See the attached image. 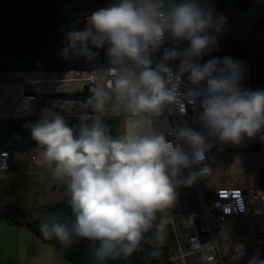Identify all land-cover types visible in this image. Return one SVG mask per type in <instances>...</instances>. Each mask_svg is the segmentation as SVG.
Here are the masks:
<instances>
[{
    "label": "clouds",
    "instance_id": "obj_1",
    "mask_svg": "<svg viewBox=\"0 0 264 264\" xmlns=\"http://www.w3.org/2000/svg\"><path fill=\"white\" fill-rule=\"evenodd\" d=\"M225 23L210 0H111L65 33L60 57L93 71L77 112L45 108L25 125L37 168L66 189V210L39 217L45 240L86 241L91 264L145 248L158 258L179 190L212 175L213 148L264 143V89L242 87L244 63H200ZM189 107L198 127L183 119ZM248 264L264 260L256 253Z\"/></svg>",
    "mask_w": 264,
    "mask_h": 264
},
{
    "label": "trees",
    "instance_id": "obj_2",
    "mask_svg": "<svg viewBox=\"0 0 264 264\" xmlns=\"http://www.w3.org/2000/svg\"><path fill=\"white\" fill-rule=\"evenodd\" d=\"M217 15L226 12L227 0H210ZM241 8L251 6L252 0H237ZM82 15L80 0H0V73H55L69 70H91L93 65L87 64L83 58H73L71 61L63 60L60 52L65 46V33L72 27L83 29L78 20ZM171 47L172 45L167 44ZM182 42L180 47H186ZM213 57H230L250 65L251 90L264 89V49L258 42L248 39L236 38L230 34L221 33L216 50L205 55L200 63ZM98 61L106 62L104 50H101ZM179 63V61H174ZM16 85L4 88L8 93L1 95H26L24 87ZM247 82L243 85L246 86ZM28 95H35L28 91ZM38 118L14 119L0 121V151H7L10 155L12 170L20 169L15 157L28 151L35 142L32 141L30 131L25 125ZM194 127L193 117L184 118ZM69 123H75L69 119ZM114 134L118 121H111ZM252 151H264V144L257 139L251 146ZM260 188H264L261 182ZM64 199L55 206L41 209L37 214L17 204L7 203L0 207V221L8 220L12 225L24 227L33 232L37 238L51 245L67 260L74 264H91L92 258L83 248V243L63 248L58 241L45 240L39 231V217L45 213L64 211L67 208L66 189H63ZM212 194H207L210 199ZM201 206L194 185L179 190L178 202L171 210L173 215L197 214ZM167 230V229H166ZM161 255L153 258L149 250L134 253L128 260L109 261V264H174L173 251L168 235ZM239 264H248L243 261Z\"/></svg>",
    "mask_w": 264,
    "mask_h": 264
},
{
    "label": "rangeland",
    "instance_id": "obj_3",
    "mask_svg": "<svg viewBox=\"0 0 264 264\" xmlns=\"http://www.w3.org/2000/svg\"><path fill=\"white\" fill-rule=\"evenodd\" d=\"M80 1L81 12L86 13V15L107 6L111 2V0ZM226 18L222 32L241 37L253 35L259 22L263 23L261 29L264 28V0H252L251 6L245 9L240 7L237 0H227ZM248 40L258 42L260 47L264 49V31L256 39L251 38ZM248 67L249 69L245 73L246 78H249L250 75V65ZM35 74L19 73L13 75V79L10 78L9 74H0V97L13 98V95L1 94L9 92L4 88L20 82V86L25 89V94L28 95V91L35 93V97L32 99L35 100L38 108L44 109L45 100L50 97L49 93H53V90L64 89V87L62 83H51V85L47 83L41 87V91L37 90L38 87L32 83ZM48 80H50L49 77ZM6 120L14 119H0V121ZM194 127H198V125L195 123ZM256 140H245L241 145H225L222 151L218 150L221 147L220 145L213 148L209 154L213 157L210 161L213 167L212 176L202 183L205 194L221 187H238L243 190L260 187L261 182H264V151L251 150V146ZM64 188L65 186L52 181L43 170L38 168L0 171V207L7 203L17 204L36 215L39 210L55 206L61 202L65 196ZM176 224L179 226L183 238H185L188 233L182 229V221L179 220ZM232 233L234 240H236L235 245H232L226 227L223 226L219 231V239L226 264H239L244 260L248 262L255 250L252 247L248 248L246 252L244 251L238 257V252L242 251L243 247L241 242L237 241L235 232L232 231ZM168 238L173 251L174 264H183L180 258H176L179 255V249L173 236L169 234ZM82 243L83 248L87 251V242ZM0 264L74 263L67 260L51 245L38 239L27 228L12 225L8 220H2L0 221ZM187 264H194V262L191 259L187 261Z\"/></svg>",
    "mask_w": 264,
    "mask_h": 264
},
{
    "label": "built area",
    "instance_id": "obj_4",
    "mask_svg": "<svg viewBox=\"0 0 264 264\" xmlns=\"http://www.w3.org/2000/svg\"><path fill=\"white\" fill-rule=\"evenodd\" d=\"M93 12L87 15L82 13L78 21L85 27L86 18ZM157 56H159V53H157ZM248 65L245 66L246 71L249 69ZM92 71L93 69L49 73L50 80L52 77H56L62 81L64 89L53 90V93H49V99L45 100L46 102L44 101V109L47 103L51 101L60 102L62 105L72 104V109L67 111L69 113L77 112V99L71 97V95L90 94V73ZM0 74H9L10 78L13 79L12 76L19 73ZM244 82H247L246 86L243 85ZM241 85L245 89L251 90L250 76L249 78L244 76ZM78 86L81 88L76 89ZM28 97L32 99L35 95H29ZM193 115L191 107H189L188 114L183 119L193 117ZM35 117H39V115ZM169 120L172 123L177 122L175 116L169 117ZM35 156L36 146H32L28 151L19 153L15 157V161L18 162L20 168L32 170L37 168ZM0 161V171L12 170L10 155L7 151H0ZM211 176L193 184L201 206L199 213L188 215H173L170 213L173 222L168 225L166 234L168 236L171 234L178 246L179 255L176 258H180L183 264H187V261L191 259L194 264H226L219 239V231L224 226L229 233L232 245H234L232 231L235 234L244 231L254 240L252 245L242 243L243 250L238 252V257L252 247L255 250L254 254L258 253L260 259L264 260V188L257 187L243 190L238 187H221L208 192V194H212V197L207 199V194L202 189V183ZM179 220L182 221V229L188 233L185 238H183L179 226L176 224Z\"/></svg>",
    "mask_w": 264,
    "mask_h": 264
},
{
    "label": "bare ground",
    "instance_id": "obj_5",
    "mask_svg": "<svg viewBox=\"0 0 264 264\" xmlns=\"http://www.w3.org/2000/svg\"><path fill=\"white\" fill-rule=\"evenodd\" d=\"M48 77L49 75L46 73H36L32 83L34 86L38 87L37 90L40 91L44 84L50 83L51 85V83H62V81L58 80L56 77L51 78V80H48ZM79 88L80 86H78L76 89ZM13 96V98L0 97V119H18L40 115L41 109L37 107V104L33 99L29 98L27 95ZM54 106L57 108V110H59L60 107L65 110L72 109V104L62 105L60 102L51 101L47 103V108H52Z\"/></svg>",
    "mask_w": 264,
    "mask_h": 264
},
{
    "label": "crops",
    "instance_id": "obj_6",
    "mask_svg": "<svg viewBox=\"0 0 264 264\" xmlns=\"http://www.w3.org/2000/svg\"><path fill=\"white\" fill-rule=\"evenodd\" d=\"M252 3V2H251ZM250 7V6H249ZM226 8H227V5H226ZM248 8V7H247ZM243 9H245V8H243ZM225 18H226V12H225V14L223 15ZM226 20H227V18H226ZM264 21V20H263ZM263 23H261V22H259L258 23V26H257V28H256V31L254 32V34L253 35H250V36H248V37H241V36H239V35H235V34H230V35H232V36H234V37H236V38H240V39H251V38H254V39H256L259 35H262V33H263V31H264V28L263 29H261V27L263 26L262 25ZM222 33H226V32H222ZM226 34H229V33H226ZM237 235V241L238 242H241V244L242 243H247V244H250V245H252V244H254V240H253V238L249 235V234H246V233H244V231H239V233L238 234H236ZM39 239V238H38ZM235 242H236V240H233V243H234V245H235ZM232 243V242H231Z\"/></svg>",
    "mask_w": 264,
    "mask_h": 264
},
{
    "label": "water",
    "instance_id": "obj_7",
    "mask_svg": "<svg viewBox=\"0 0 264 264\" xmlns=\"http://www.w3.org/2000/svg\"><path fill=\"white\" fill-rule=\"evenodd\" d=\"M32 73H43V72H31V73H21V74H32ZM89 95L90 94H78V95H71V97L77 98V108H78V105L84 100H86ZM24 118H30V117H24ZM18 119H23V118H18Z\"/></svg>",
    "mask_w": 264,
    "mask_h": 264
}]
</instances>
